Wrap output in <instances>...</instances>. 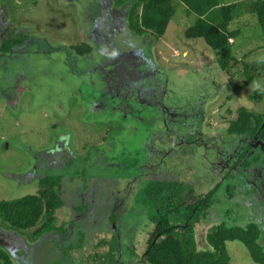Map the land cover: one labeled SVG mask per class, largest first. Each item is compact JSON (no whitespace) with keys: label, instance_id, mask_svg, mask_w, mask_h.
Returning <instances> with one entry per match:
<instances>
[{"label":"trees","instance_id":"trees-1","mask_svg":"<svg viewBox=\"0 0 264 264\" xmlns=\"http://www.w3.org/2000/svg\"><path fill=\"white\" fill-rule=\"evenodd\" d=\"M175 1L185 6V16L189 17L192 14L196 16V20L185 29V38L192 41L201 40L215 52L218 58L215 65L219 66L225 76L231 92L226 100L233 102L242 94L247 97V103H241L236 110H228L230 118L222 117L225 125L216 130L214 128L219 133L217 136L216 134L211 136L214 137L218 146H222L219 151L214 148L215 156L228 159L225 153L230 154L229 150L234 144L227 145V142H235L245 136H248V139L256 137L264 142V76H262L264 62L256 66L246 62L245 58L235 55L234 43L241 29H230V24L238 17V14L246 13L254 20L264 36V0H245L246 5L241 3L221 5V0H111L114 14L120 10L121 19L123 23H126V27L122 33L119 32L115 34L116 36L107 37L106 41L104 38L96 43L83 38V31L85 33L88 25L94 23L99 14L100 7L96 5V0H64L63 4L56 9L53 6L48 5V7L49 9L51 7L50 12L53 11L58 21L69 19L73 21L74 17L79 20V23L73 24V22L70 25V29L74 28V25H79V28H75L77 30L75 43L66 50L61 49L75 62L74 70L82 72L88 78L104 77V80L108 81L106 85L110 88L114 87L118 78H123V74L119 67L116 70V76L113 75L114 78H112V73L106 67H102L104 61H111L125 51H132V46L136 45L137 41L145 40L147 37L153 38V41L163 38L176 15ZM68 3L76 4L74 8L69 7V13ZM83 3H88L90 7L85 9ZM6 4L4 0H0L1 7H6ZM29 5L37 8L38 11L44 9L40 8L43 2L39 0L30 1ZM16 6L21 5L17 3ZM6 16L7 14L0 17L8 22L9 18ZM42 16L48 18L44 14H39L38 17ZM253 20L249 19L250 22H247V25H252L250 23ZM18 22L19 24L15 26L10 25L5 34H1L0 57L15 56L21 46L29 40L28 37H21L15 32L24 25L26 19L24 22L21 20ZM33 23L37 26L38 32L43 34L47 32L44 28L51 27L48 22L38 24L33 21ZM61 25L60 29L68 28L69 30L68 24L61 23ZM127 33L132 35L131 41H128ZM117 38L122 42L107 46L109 40L114 43ZM148 46L152 45L148 44ZM106 49L109 51L105 52ZM188 50L191 52L190 49ZM94 51L100 53L97 55L100 57L97 60L94 58ZM78 59H84L79 67ZM182 64L178 66L183 67L182 70H184L187 64ZM199 65L202 71L203 68L206 71L207 63L200 62ZM176 70L175 68L174 71L178 72ZM135 71L137 73L139 70ZM164 71L168 85L166 100H169L166 105L172 109L166 118L171 120L169 129L172 130L163 127L161 122L158 123L159 119L157 121L154 119L157 125L152 124L151 117L146 115L151 107L146 106L145 102L141 104L139 100H134V96L129 94L131 99L128 101L138 107L136 109L140 112L136 116L131 113L126 117L123 114L120 116L131 120L133 124L136 121L140 124L148 123L150 126L145 127L143 138L145 142L149 140L148 143L143 144L140 146L141 149L136 151L128 145L129 140L125 137L124 130L121 132L124 138L120 144L127 146L121 148L119 155L121 159H114L110 154L118 145L117 140L122 137L119 135L121 129L118 125L114 129H107L109 134H118L116 141L110 140L108 149H103V152L101 148L104 145L89 143L81 146L75 154L73 148H78L80 141L78 137L76 143L72 141L69 146L70 152H66L58 159L59 166H62L61 171L56 170L54 176H48L49 174L43 176L40 182L41 187L36 195L0 202V264H78L79 260L85 261L86 264H230L228 246L234 243L243 246L246 256L253 261V264H264V225L249 217L248 210L243 208L244 204L237 200V194H235L238 188L245 187L239 183L225 184L224 180H220L216 186L213 185L210 190L201 195L199 186L189 184L196 168L189 165L183 170L185 174L180 173L179 164L190 161L189 157L193 158V155L196 157L199 153V147L192 141L196 139L199 141L200 138L205 139L209 136L205 134V131L203 132L202 124L204 123L201 122L209 111L205 105L195 104V100L206 104L207 98H199L197 95L186 100L187 102L183 105L184 101H178L173 97L171 88L174 83L170 81L168 71ZM184 76L187 77L185 74ZM140 79L146 85V79ZM117 83L120 84L118 81ZM98 89L99 87L95 90L97 97ZM81 93H84V89H81L79 94ZM103 94L105 96L100 94V101L96 103L89 98L80 97L76 99L75 106L87 111L89 108L97 110L100 104L109 105L110 97L104 92ZM15 99L12 97L7 99L8 105L16 106ZM176 106H181L182 109L179 110ZM61 113L59 112L58 115L60 116ZM55 117L58 116L55 114ZM64 121L65 119L61 122ZM80 123L86 125L90 131L99 130L95 127L98 121L93 119L86 122L80 121ZM207 127L208 130L211 126L207 124ZM53 129H57L56 124L51 126V130ZM159 137L163 138L159 139ZM105 139L107 140L108 137ZM182 140L188 148L182 158H175L178 164L174 162V169L167 170L165 166L168 164L163 162L169 159L170 155L172 157L177 155V149L175 147L173 151L168 153L167 151L171 149L174 142L179 146ZM190 146L196 148V152L194 150L191 152ZM52 150L55 148L49 149L42 156L47 164L49 152ZM163 151H166L165 158L158 163L154 154L160 155ZM210 153V149H207L205 154L208 158ZM92 156L97 158V162H90L89 158ZM148 159L150 162H146ZM200 161L204 165L207 163L201 160V156ZM251 161L264 168V153H258ZM97 163L104 166L107 163V166L103 169ZM37 165L44 167V164H38V162ZM140 165L145 168L142 169ZM157 165L158 167L155 168ZM177 170L178 175H174ZM156 171L159 173L157 174ZM59 172L62 173L58 174ZM141 172H143L142 176L137 177L136 173L139 175ZM64 181L66 183L68 181L73 192L67 195V199L69 196L73 198L71 201L69 199L66 202L63 201ZM235 181L242 183L238 178ZM133 182L134 184H130ZM129 184L133 186H129L126 200L121 191L125 190L126 185ZM132 187L133 190H131ZM77 191L78 194L75 193ZM120 202H124L123 207ZM112 203H116V206L113 207ZM63 204L71 211L70 225L75 229L74 233H69L70 230L62 226L58 228L55 226L56 215L59 214ZM110 212L113 213L109 214ZM212 212H215L216 217H212L211 224H208L210 222L208 218ZM112 223H115V230L110 227ZM205 225H209L210 228ZM201 232L205 234L204 245L199 244ZM9 233L15 236L23 235L26 239L23 240L25 244L15 251L16 254L8 249L3 240ZM49 233L52 237L68 233L67 241L57 244L46 241L52 246L49 251L43 252L44 246L48 245L41 240L45 239L44 236ZM90 235L92 236L90 241H94V244L84 248L85 240L90 239ZM74 239H77L76 244Z\"/></svg>","mask_w":264,"mask_h":264},{"label":"rangeland","instance_id":"rangeland-1","mask_svg":"<svg viewBox=\"0 0 264 264\" xmlns=\"http://www.w3.org/2000/svg\"><path fill=\"white\" fill-rule=\"evenodd\" d=\"M30 1L34 0H4V2L7 3L6 7L0 6V16L2 17V15L7 14L6 17L9 18L8 22H6L0 17V36L9 30L10 25L15 26L19 24V20L24 22L26 19L24 25L15 30V32L21 37L29 38L24 46H21L15 56H8V58L0 57V202L36 195L40 189L39 187H41L40 182L42 178L40 176L45 174L54 176L55 172L61 171L62 166H59L58 159L52 160V158H49L47 160L48 164L52 166V170H50V168L47 167V162L42 157L49 149L55 147L59 139L65 140V142L68 139L70 144L72 141L76 143V138L78 137L80 143L78 144V148H73L75 154H77L81 146L89 143L104 145L103 148H101V152H103V149H108L107 145L110 140L116 141L118 134H109L107 129H114L115 126L118 125L121 129L119 135L122 136L121 132L125 130V137L129 140L128 145L135 148L136 151L140 150V146L147 144L149 141L147 140L145 142L143 140L145 127L150 126L148 123L140 124V122L136 121V123L133 124L131 120L128 121L120 116V114L128 113L125 111L128 110V106L127 109H124L120 103L111 102L110 100L108 101L109 105H107V107L100 104L97 106V110L89 108L85 111L75 106L77 104L76 99L81 97L79 94L80 89H88L91 94L96 95L95 89L99 87L98 90L100 94L104 95V92L107 96L111 97L110 99H125L127 100V104L130 103L128 99L131 98H129V95L123 90H119L118 92L116 90H108L105 87L103 88L104 82H108L104 80V77L95 76L88 78L83 75L82 72L79 73L76 69L74 70L75 62L68 54L66 55L65 52L61 51L64 46L70 48L69 46L75 43V37H77V30L75 28H79V25H74V28L72 27V29H70V25L73 22V24L79 23L77 17H74L73 21L71 19L68 21H58L53 11L50 12L51 7L49 9L48 5L56 9L63 4L62 1L64 0H39V2H43L40 8L44 9L41 11L29 5ZM244 2L245 0H221V5H228L230 3H241L246 5ZM17 3L21 6H16ZM174 4L177 8L176 15L170 22L163 38L159 41H153V38H151V41H153L151 44V57L153 60H157L164 70L168 71L169 79L174 83L171 88L174 93L173 97L178 101H184L183 105L187 102L186 100L189 98L192 99L197 95L199 98H207L206 104L202 103L209 111L206 117L201 119L204 123L202 124V130L203 132L205 131V134H209V136L214 134L217 136L219 132L215 130L225 125V120H223L222 117L227 119L230 118L228 110H236L241 103H247V97L242 94V96L237 97L233 102L226 100L228 94L231 92L229 85L227 86L225 76L219 69V66L215 65L218 62L215 52L207 47L203 41L188 40L184 36L186 27L190 26L196 20V16L194 14L189 17L185 16V6L178 3V1H175ZM74 5L76 4L68 3V13L69 7L74 8ZM241 9L244 10V8ZM72 13H74V11ZM39 14H44L48 18H44V16L38 17ZM249 19L253 20L246 13H242L241 15L238 14V17L230 24L231 30L241 29V33L234 43V53L242 59L245 58L244 60L246 62L257 66L261 64V62H264V36L254 23V20L250 23L252 25H247V22H250ZM33 21L38 24L41 22H48L51 27L44 28L47 32L43 34V32H38V28ZM61 23L68 24L69 30L68 28L60 29L62 26ZM119 42L122 41L118 38L114 43L112 40H109L107 46L112 44L116 45L119 44ZM188 49H190L191 52ZM108 51V49L105 50V52ZM182 53H186V58L183 57ZM98 54H100L99 51H94V58L96 60L100 58L97 56ZM83 60L84 59L77 60L78 67L79 65L81 66ZM200 62L207 63L206 71L204 68L202 71L199 65ZM180 63H183L182 65L187 64L189 67L186 66L184 70H182L183 67L178 66ZM170 67L171 69H169ZM106 68L108 71H112V78H114L113 75L116 76V70L119 67L117 63L112 62L108 64ZM173 68H176L178 72H175ZM184 74L187 75V77L184 76ZM262 76H264V72ZM259 83L261 85L263 84V82ZM25 90H27V92H24ZM122 92H124V94H122ZM187 95L189 97H186ZM10 97L16 98V106L8 105L7 99ZM175 99L171 100L174 101ZM99 101L100 95L97 97L96 102ZM168 101L169 100H166V103ZM195 102L197 104L201 103L200 100H195ZM111 107H114V109H111ZM105 109L109 110L107 111ZM59 112H62L60 116L58 115ZM55 114L58 117H55ZM131 114L134 115L136 113L134 111ZM146 115L147 117H151L152 121H154V116H157V113L154 109L150 108V111L147 112ZM64 119L65 121L61 122ZM91 119L98 121V125L95 127L99 130L94 132L90 131V129H87L86 125L80 123V121L86 122ZM154 123L157 125V122ZM158 123H160V121ZM53 124H56V130H51ZM207 124L211 126L208 130ZM171 130L172 129H170V131ZM71 132H76V134H73L76 136L73 137ZM105 137H108V139L106 140ZM122 138H124V136L117 140L118 145L115 146V150L110 154L114 159H119L121 157L119 156L121 154V148L123 149L127 146L124 144V146H121L120 143L122 142ZM162 138L163 137H159V139ZM165 138L167 139L166 135ZM197 140L198 139L195 141ZM227 140L229 139L227 138ZM183 141L184 140L180 142L179 146L174 142V147L171 151L176 147L177 155L173 157L170 155L169 159L163 162L165 164L167 162L168 165L165 166L167 170L174 169L175 166L173 167V164L174 162L176 163L175 158H182L183 154L186 152L188 145H184ZM231 143L235 142H227V145ZM221 147L222 146H219V148ZM192 150L196 152V148L190 146V151L192 152ZM165 153L166 151L160 152V155L154 154L158 163ZM202 155H204V150L199 147V153L196 157L193 155V158L189 157L190 161L179 164L180 173H184L183 170L189 167V165L196 168L195 174L192 175L190 182L199 186V193L201 195L210 190L218 179L220 180L222 178V174L218 175L217 179L208 181L204 177H201L203 176L202 167L204 166L200 161V156L202 160ZM103 159L107 160V158ZM89 160L93 163L97 162V158L93 156L90 157ZM149 160L150 159H148V161L146 160V162H150ZM37 162L38 164H44V167H39ZM223 162L224 161H221V163ZM111 164L113 165L114 163ZM97 165L104 169L107 163L105 166L99 163H97ZM63 167L67 166L63 165ZM157 167L158 165L155 168ZM141 168L143 169L145 166H141ZM177 172L178 170L174 175H178ZM61 173L62 172H59L58 174ZM156 173L158 174L159 171H156ZM142 174L143 172L139 173V176L141 177ZM65 180H67V177H65ZM134 182L130 184H134ZM130 184L126 185L125 190L121 191L123 193V198L126 200L127 190L129 186H133ZM62 187V195H65L63 201L66 202L68 199L71 201L73 199L71 196L67 199V195L73 193L68 181L67 183L64 181ZM131 190H133V187ZM75 193L78 194V191ZM112 205L114 207L116 203H112ZM238 205L240 204L238 203ZM121 206H124V202L121 203ZM59 211V214L56 215L55 226L57 228L62 226L64 229H68V224H70L72 220L71 211L65 204H63ZM212 217H216L215 212H212L209 216L208 221L210 222L208 224H211ZM256 219H260L264 222V212L261 216L256 214ZM110 227H112V224ZM205 227L210 228L209 225H205ZM113 229L115 230V228ZM201 233L199 244L204 245L203 238L205 234L203 232ZM50 238L45 239L43 242L45 245H48L44 246L45 248L42 249L43 252L50 250L52 244L49 245V243H46V241L51 242V240H49ZM89 238L90 239L85 240L84 248L94 244V241H90L92 239L91 235ZM3 240L8 249H10L13 254H16L15 251L19 250L25 244L23 240L26 239L23 235L15 236L9 233ZM74 242L76 244L77 239H74ZM228 254L231 260L230 264H253V261L246 256L243 246L238 243L228 246ZM75 255H77L76 252ZM13 257H15V255H13ZM78 264L86 263L83 260H79Z\"/></svg>","mask_w":264,"mask_h":264},{"label":"flooded vegetation","instance_id":"flooded-vegetation-1","mask_svg":"<svg viewBox=\"0 0 264 264\" xmlns=\"http://www.w3.org/2000/svg\"><path fill=\"white\" fill-rule=\"evenodd\" d=\"M85 9L89 8L90 5L88 3H83ZM96 5L100 7L99 14L96 16L94 23L88 25L86 28V32L83 35V38L87 40H91L96 42H100L105 38L113 35H117L119 32H123L124 28L126 27V23H123L121 19L122 14L120 10L114 14V10L112 7L111 0H96ZM84 9V10H85ZM96 9V8H95ZM98 10V9H96ZM83 13V12H80ZM83 15V14H82ZM85 16V15H83ZM111 31H110V30ZM115 35V36H116ZM128 41L132 40V35L127 33ZM146 41V42H145ZM138 43L132 46V51H125V53L121 55H117L116 57L112 58L111 61H104L102 67H106L110 63H117L118 67H120V71L123 74V78H118L117 81L114 83V87H108L106 82L103 84V88L108 90H123L126 94H132L134 100H139L141 103L145 102L146 106L151 107L155 110L158 116H154L155 120H160L163 127H166L170 130L169 125L171 124V120L167 119L166 116L170 115V111L172 110L170 107L166 105V93H167V80L165 71L160 66L161 64L157 62V60H153L151 57V49L148 44H152V41L149 37L143 39L142 41H137ZM106 43V42H105ZM66 46L63 47L66 50ZM158 55V54H157ZM113 60V61H112ZM119 61V62H118ZM133 68V71H132ZM135 70H139L137 73ZM112 73V71H109ZM140 72V73H139ZM134 76V78H132ZM145 78L147 83L146 85L141 82L142 79ZM112 83V84H113ZM126 87V88H125ZM96 90V89H95ZM99 91V90H98ZM81 89L79 90V93ZM114 92V91H113ZM117 92V93H118ZM122 92V94H124ZM116 93V92H115ZM100 95V92L98 93ZM81 98L86 99L89 98L93 102H96L97 96L91 94V92L87 89H84V93H81ZM111 98V97H110ZM130 98V97H129ZM111 102L120 103L124 109H127L128 106V113H123L124 116H128L129 113L135 111L136 114H139V110L135 108L132 104H127V100L125 99H110ZM120 101V102H119ZM92 103V102H91ZM204 103V102H202ZM202 103H195L199 106ZM138 104V103H137ZM143 104V103H142ZM107 107V105H105ZM178 106H176L177 108ZM114 109V107H111ZM123 109V110H124ZM179 110L182 109L181 106L178 107ZM136 114H134L136 116ZM123 116V117H124ZM124 117V118H125ZM130 121L129 119H127ZM152 121V118H151ZM139 122V121H138ZM155 121H152L154 124ZM202 122V121H201ZM167 130V131H168ZM166 132V131H165ZM203 133H201L202 135ZM204 135V134H203ZM67 138V137H66ZM248 136H245L243 139L235 141L234 145L231 146L232 148L229 152L225 153L228 159H224L222 157L215 156V151H219V146L215 142L213 136L203 139L200 138L199 141H192V143L196 142V146L200 147L204 150V155H202V160L206 161L207 163L202 167L203 176L207 181L217 179L216 177L222 174V178L220 180H224L225 184L229 183H239V185H243L245 188H238L236 190L237 200L242 202L243 208L248 210L249 217L254 221L258 222L261 225H264L263 221L260 219H256V214L261 216L264 212V168L260 164H254L251 160L257 156L258 153H264V142L257 139L256 137L248 139ZM213 140V142L211 141ZM199 142V143H198ZM69 140H57L55 144V150L49 152V158L59 159L62 157L66 152L69 153ZM174 145H171V149H173ZM52 148V149H54ZM216 148V150H214ZM171 149L168 152L171 151ZM207 149H210V156L209 158L206 156ZM156 158V157H155ZM165 158V154L161 157L163 160ZM160 159V160H161ZM221 161H224L221 163ZM251 161V162H250ZM115 165V164H113ZM48 168L52 170V166L48 164ZM46 175V174H45ZM43 175V176H45ZM43 176H40L41 178ZM137 177H140L136 173ZM238 178L242 181V183L235 181ZM220 180L214 184L216 186ZM189 184H194L193 182H189ZM228 197V196H227ZM229 198V197H228ZM231 199V198H230ZM110 212L109 214H112ZM253 217V218H252ZM68 230L69 233H74L75 229L70 225ZM115 223H112V227L115 228ZM112 228V229H113ZM51 233V232H50ZM47 234L44 236L45 239L52 237V234ZM68 234V233H67ZM58 235L57 237H52L49 240L51 242L61 243L67 241L68 235Z\"/></svg>","mask_w":264,"mask_h":264},{"label":"clouds","instance_id":"clouds-1","mask_svg":"<svg viewBox=\"0 0 264 264\" xmlns=\"http://www.w3.org/2000/svg\"><path fill=\"white\" fill-rule=\"evenodd\" d=\"M185 56H186V53H185V54H183V57H185ZM105 110H107V111H108L109 109H105ZM41 241H43V242H44V241H45V239H42Z\"/></svg>","mask_w":264,"mask_h":264}]
</instances>
